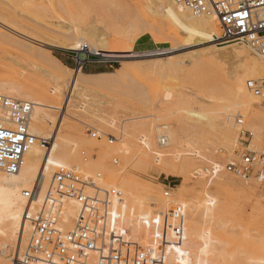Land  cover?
<instances>
[{
    "label": "rangeland",
    "instance_id": "1",
    "mask_svg": "<svg viewBox=\"0 0 264 264\" xmlns=\"http://www.w3.org/2000/svg\"><path fill=\"white\" fill-rule=\"evenodd\" d=\"M103 1L0 0V20L17 30L34 34L45 42L74 43V39L62 35L66 31L60 28L65 26L66 30L70 27L71 33L82 29L91 31L94 29L95 35L107 33L111 34L110 40L125 41L127 46L123 59L115 58L112 60L113 63L109 64L87 63L80 70L85 75L115 73L119 69L124 72L122 79L109 88L83 85L90 91L85 97L90 105L86 104L84 112L76 109L80 120L73 124L86 138L88 145H95L96 148L84 150L85 154L82 156L90 166L96 162V166L119 171L117 172L119 177L113 179L116 180L113 188L117 189L121 182L120 178H123V181L128 174V178L138 180L152 188L162 199L165 186L169 185L172 190L176 191L183 180L157 172L153 163L154 157L151 154L148 155L146 164L137 161L134 156L144 153L143 150L147 151L149 147L152 154L161 152L158 149L153 150V147L157 146L159 136H168L169 157L171 159L183 157L187 168L188 180L183 186L188 191L186 196L206 198L205 195H208L214 199L216 206L220 207L212 185L218 178L228 181V186L224 188L228 192L226 206L229 208L225 207L223 211V222L225 223L223 229L216 230V232L225 231L223 234L231 245L226 255L216 259L210 256L208 262L212 264H264V202L260 198L261 189L254 181L240 183L241 181L225 171L228 159L242 150L237 146V129L234 128V133L228 136L230 139L228 143H222L224 135L219 129L220 118L233 125L232 121L235 116L243 117L241 111L224 110L230 105L234 80L242 75L230 73L235 67L231 63L206 54L215 50L212 44L184 47L168 40L167 32L158 29L157 19L148 12L147 0H109L120 4L117 10L106 8ZM134 28L138 32H144L133 37L132 40L135 34ZM80 33L75 34L76 48L80 44L77 40L78 35L81 36ZM149 35L160 39L155 37L156 40H153ZM82 43L90 46L86 40ZM218 44H221L220 41ZM40 46L45 55L55 58L65 68L73 70L72 74L78 71L71 57H75L71 54L75 51L47 44H40ZM220 48H224L223 50L242 48L248 52L250 58L257 62L261 59L242 44H223ZM23 57V52L0 40V83L12 84L18 81L21 79L20 73L24 74V81L27 82L43 78L41 76L35 78L30 74V61ZM180 68L186 70L190 77L183 79L172 73L174 69ZM96 79L100 78L96 77ZM43 80L46 79L39 82L42 88H49L50 85ZM249 80L251 79H245V83ZM68 92L69 88L59 98L60 107L69 97L70 92ZM211 96L215 98L213 102L217 101L218 105L224 103V106L217 111L213 110L212 103H209ZM73 97H71V105L79 101L75 96ZM99 102L100 105H98ZM74 110L73 106L69 107L71 113ZM262 110L264 111L259 101L250 108L249 115L243 117L247 130L254 131L250 126V115L254 114V119L261 122L262 118L257 115L263 112ZM54 114L55 123H58L59 119L64 116V113L61 114L60 111H55ZM88 127L113 137L114 143L110 144L106 137H102L99 141L91 138L87 132ZM261 127L263 129V125ZM261 133V143L258 142L254 132L250 146V150L257 153H264V129ZM142 138L143 141H140ZM145 141L147 149L140 143ZM162 154L164 155V152ZM215 166H219L220 171L216 173L217 177L210 182L211 178L215 177V174H212ZM84 174L90 177L101 174L100 177L103 179L100 178L99 183L109 186L107 183L109 180L104 173H81L82 176L89 177ZM174 191H172V198L178 195L173 194ZM14 248L6 256L0 257V264L11 263ZM194 263L195 259L190 258L189 264Z\"/></svg>",
    "mask_w": 264,
    "mask_h": 264
},
{
    "label": "bare ground",
    "instance_id": "2",
    "mask_svg": "<svg viewBox=\"0 0 264 264\" xmlns=\"http://www.w3.org/2000/svg\"><path fill=\"white\" fill-rule=\"evenodd\" d=\"M147 2L148 12L157 19L159 23L158 29L167 32L168 40L179 43L184 47H191L196 44H212L215 50L211 49L212 51L207 52V55H214L216 58L227 61L232 66H235L234 68L231 67L232 71L230 73H240L242 76H238L234 80V87L230 95V105L226 106L224 110L241 111L243 117H247L250 108L259 102V98L246 89L244 84L245 79L259 80L264 78V59H260L257 62L255 59L250 58L248 52L242 48H230L228 50L220 48L223 45L218 44V39L221 35L220 28L217 21L212 17H195L188 11L177 8L172 0H147ZM103 4L111 10L120 8L119 3L109 0H104ZM69 28L66 30L65 26L61 27L60 30L66 31L62 35L71 37L75 40L74 43L45 42L34 34L17 30L5 21L0 20V40L4 44L15 47L23 52V58L30 61V74L35 78L43 77L42 79H46L43 81L50 85L49 88L43 89L39 83L42 80L41 78L27 82L24 81V74L20 73L19 77L21 76V79L18 81L12 84L0 83V94L13 99L31 102L34 107L31 116L30 133L38 139H49L51 142L48 150L40 148L38 144L31 148L24 156V163L18 174L7 176L0 173V257L6 256L14 247V251H20V249L27 245L30 235V223L24 219L26 200L22 197L21 192L22 189H30L37 177L41 176L42 191L38 201L31 206L29 212V217L31 218L37 215V207L40 205L42 196L47 190L52 174L56 169L63 168L80 174L85 172L89 174L104 173L105 175H103L107 176V180H109L107 183L110 187H113L115 184L116 180L113 179L119 177V173L117 174L119 171L116 172L107 167L96 166V162L93 166L87 164L88 162L85 160V157L82 156L85 154L83 151L95 149L96 146L88 145L86 138L80 134V131L73 123L80 120V115L76 113V109H80L79 112H84L86 104L87 106L90 105L85 99L90 91L85 89L83 85L109 88L122 79L124 72H121V69H119L115 73L98 75H85L81 71H75L72 74L73 70L65 68L55 58L45 55L44 50L40 49V44L79 52L80 60L89 53L105 56L109 59H123L127 44L123 40H110L111 34H104L108 36L106 38H103L102 36L104 35L102 34L95 35L94 29L93 31L82 29L71 33ZM134 29L135 34L132 36V40L133 37H137L144 32H138L136 28ZM78 32H81V36L79 37L78 35L77 37L80 44L76 48L75 34ZM153 35L149 36L153 38ZM155 37L153 40L158 38ZM85 40L90 43V46L82 43ZM83 47L86 49L82 50ZM80 51L82 52L80 53ZM172 73L181 76L183 79L190 77V74L183 68L174 69ZM96 77L100 79L95 80ZM68 88L70 92L69 97L60 107L59 98L63 96V92ZM73 96L79 99V101L71 105V97ZM214 99V96H211L209 103L211 102L213 105L211 108L217 111L224 106V103L218 105L217 101V103L213 102L215 101ZM100 104L99 102L98 105ZM70 105L73 106V110L76 107L72 113L69 111ZM55 111H60L61 114L64 113V116L59 119L58 123H55ZM250 116V126L254 131H249L252 135L255 132L258 142L261 143V132L264 129V111L259 112L257 115L262 118L261 122L254 119V114ZM219 122V129L222 135H224L222 143H228L230 141L228 136L234 133V128L236 129V127L233 121V125L225 122L222 118H220ZM140 141H143V138ZM140 143L147 149L146 141ZM153 148V150L158 149L161 152H154L152 154L149 147L147 151L143 150L144 153L136 154L134 156L135 159L146 164V159L151 154L154 157L153 163L157 172L183 180L176 191L172 190L174 191L173 194L177 193L178 195L172 198L171 201L179 202L185 208L184 239L178 244L168 242L165 264H189L190 258L195 259L194 264H212L208 262V257L213 256L216 259L219 256L226 255L227 249L231 245L230 241L223 234L225 231L223 233L220 232L225 224L223 222V211L225 207H228L226 206L228 192L224 188L228 186V181L224 178L214 180L217 177L216 173L220 169L219 166H215L212 169V174H215V177H212L210 182L214 180L212 187L215 188L216 201L220 204V207L216 206L214 199L208 195H205L206 198H190L186 196L188 191L183 188L184 183L188 180L185 162L183 157L175 159L169 157V137L165 135L159 136L157 138V146L155 145ZM162 152H164V155ZM87 176L90 177V175ZM127 176H123L125 177L123 181V178H120L121 182L117 186V190L121 192L122 199L121 204L117 206L121 217L120 225L122 228L128 230V239L131 242H139L147 247L155 248L157 242L155 225L168 224L169 200L160 199L157 192L152 188ZM240 183L244 184L245 182L241 181ZM74 212L75 205L70 202L66 207L65 224H70L71 219L68 221V218H73ZM216 230L220 231L216 232ZM26 236L27 238L25 239ZM230 249L232 250L231 247Z\"/></svg>",
    "mask_w": 264,
    "mask_h": 264
},
{
    "label": "built area",
    "instance_id": "3",
    "mask_svg": "<svg viewBox=\"0 0 264 264\" xmlns=\"http://www.w3.org/2000/svg\"><path fill=\"white\" fill-rule=\"evenodd\" d=\"M174 5L195 17L214 18L220 28L221 44L238 43L255 56L264 59V0H172ZM86 49L83 47L82 50ZM82 51H80L81 53ZM78 71L87 63H113L108 57L87 54L82 60L79 52L71 53ZM246 89L258 96L264 109V78L249 80ZM33 104L0 94V173L18 174L24 156L36 144L44 150L49 139H38L30 133ZM237 129V146L241 152L233 154L225 171L242 182L254 181L261 189L264 202V153L250 150L252 133L244 128L242 116L233 118ZM88 135L98 141L106 137L102 132L87 128ZM100 175L84 177L72 170L57 169L37 207V215L29 217L32 204L42 191L41 176L30 189L22 190L26 200L24 219L30 223V235L22 251H14L11 264H165L168 242L184 239L185 208L171 201L172 188L165 186L162 200H169L167 225H155L156 247H145L128 239L129 232L120 225L121 192L99 183ZM75 205L73 218L66 222V207ZM153 234V232H152ZM154 241V240H153Z\"/></svg>",
    "mask_w": 264,
    "mask_h": 264
}]
</instances>
